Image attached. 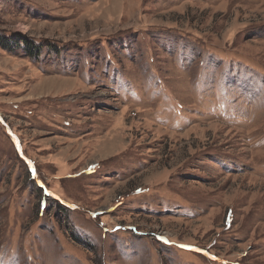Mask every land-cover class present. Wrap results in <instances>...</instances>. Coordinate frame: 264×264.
Wrapping results in <instances>:
<instances>
[{
    "label": "rangeland",
    "instance_id": "374dc122",
    "mask_svg": "<svg viewBox=\"0 0 264 264\" xmlns=\"http://www.w3.org/2000/svg\"><path fill=\"white\" fill-rule=\"evenodd\" d=\"M0 264H264V0H0Z\"/></svg>",
    "mask_w": 264,
    "mask_h": 264
}]
</instances>
